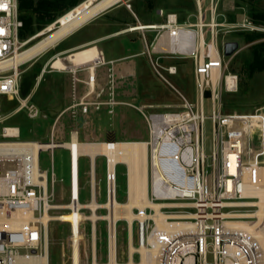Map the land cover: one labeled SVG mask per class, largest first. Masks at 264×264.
I'll use <instances>...</instances> for the list:
<instances>
[{
	"label": "built area",
	"instance_id": "obj_1",
	"mask_svg": "<svg viewBox=\"0 0 264 264\" xmlns=\"http://www.w3.org/2000/svg\"><path fill=\"white\" fill-rule=\"evenodd\" d=\"M220 1L210 0L205 8L204 0H193L195 22L190 21L195 13L185 14L183 19L177 10L160 8L162 22L131 28L154 31L150 44L153 50L165 42L160 53L192 58L198 95L191 101L174 88L181 101L173 109L161 112L139 109L149 131L146 141L149 197L166 205L161 210L168 214L166 221L170 223L161 228L156 220H135L139 245H146L151 257L156 252L154 264H264L260 241V236H264V217L259 221L253 215L259 209L256 202L264 196V104L253 113L224 111V93L238 90L239 76L229 68L230 60H225L224 41L223 50L219 48L221 34L264 32V24L248 16L238 22L217 21ZM22 27L19 0H0V264H49V224L44 217L60 209L54 208L53 202L57 182L53 150L62 147L57 144L48 148L43 141L21 140L18 126L2 125L10 116L4 113L3 98L18 100L13 113L26 109L29 118L40 114L35 104H28L31 95L21 96V68L37 56L13 63L15 56L35 38L22 39ZM151 62L168 83L162 71L177 73L175 65H163L160 57ZM205 99L212 103L210 115L205 113ZM89 106L90 103H83L82 111L87 113ZM207 118L212 123L211 154L206 153L204 146ZM56 139L53 125L47 142H61ZM43 151L51 152L50 172L41 168ZM71 157L70 154V201L79 204L80 160L74 168ZM106 170L107 198L111 195L116 198V169ZM95 177L92 167V199L97 194ZM191 208L195 211L191 212ZM68 210L74 212V208ZM239 220H245L246 225L232 224ZM127 229L133 235L134 223L130 230L128 222ZM73 236L72 231V264Z\"/></svg>",
	"mask_w": 264,
	"mask_h": 264
},
{
	"label": "rangeland",
	"instance_id": "obj_2",
	"mask_svg": "<svg viewBox=\"0 0 264 264\" xmlns=\"http://www.w3.org/2000/svg\"><path fill=\"white\" fill-rule=\"evenodd\" d=\"M85 1V0H84ZM126 1V0H125ZM166 5L165 11L170 9L177 10L182 18H185V14L195 13L190 17V21H197L196 10L193 0H163ZM210 0H204V7L207 8ZM83 2V1H82ZM172 5V7H171ZM256 12L264 13V0H221L218 8L217 21H231L238 22L244 17L248 16L252 18V14ZM209 19V13H207V20ZM49 24L42 31L38 32L32 43L41 38L42 32H49L55 25H59L57 22ZM254 21V20H253ZM260 23V21H254ZM264 24V23H261ZM259 24V25H261ZM261 34V37L256 41H248L245 34ZM263 34V35H262ZM23 39V38H22ZM264 39L263 31H249V32H232L226 35L219 36V48L223 50V41H238L239 52L232 58L225 56V60L229 61V68L236 72L239 76L238 90L234 92L224 93L225 108L224 111L232 112L237 111L239 113H253L255 108L264 104V70L256 71L252 77H249L247 71H245L246 63L252 57V46L256 42H261ZM51 53L45 55L40 62L31 60L25 64L22 69L21 81L24 85H30L29 94L31 98L28 100V104H35L40 109L38 117L29 118L26 115V109L17 113H13L14 109L18 106V100L7 101L3 98V110L5 114H10L9 118L5 120L2 125H15L20 129L21 140H38L47 142L51 139L52 125L61 109V101H58V89L61 85L62 76L58 72H48L44 75V79L37 84L38 76L44 66V62L50 56ZM145 58V57H144ZM187 63L180 65V72L177 75L166 74L167 79L171 84L182 94H184L189 100L195 101L198 97L196 92V85L193 71V60H187ZM158 82L157 88L161 90L167 100L178 102V97L175 90L164 80L155 79ZM161 82V83H160ZM22 97H25L21 93ZM205 113L211 114L212 103L209 99L204 100ZM131 116L130 129L140 131L146 136V123L143 121L141 113L134 109H129ZM13 113V114H12ZM93 114L91 117H86L89 123H86L85 133L90 134L92 130L91 121H94L95 133H100L99 126L105 123H110L113 119H109L106 115ZM62 123L65 124L66 130L65 139H69V129L73 127L75 123V117H69L68 115L61 118L57 128V139L61 141V129ZM258 133V132H257ZM0 139H2L0 137ZM79 139L82 141L93 142L99 141L93 138L84 140L83 132L79 134ZM204 146L207 154H211L212 151V123L211 119L207 118L204 123ZM106 157L100 156L96 160V179L95 186L97 190L96 197L97 202L104 204L108 201L106 195L107 187V170H106ZM40 165L43 170L51 171V152L43 151L40 157ZM53 165L57 176V182L55 186L54 204L59 205L62 203H68L70 201V149L68 147L55 148L53 150ZM89 157L87 155L80 156V172H81V193L80 202L88 203L92 201L91 196V180L89 175ZM126 164L120 162L117 166V194L116 198L119 202H126L129 197L128 191V174ZM194 212V209H189ZM136 212H138L136 210ZM149 212V211H147ZM80 213L89 216L87 220L81 221L79 224L80 235V251L81 260L80 264H93V261L99 264H107L110 261V236H111V222L109 218H106L110 214V209L107 207L99 208L97 210V219L91 217L92 211L88 208L80 210ZM51 216L55 219L49 223V264H72V222L71 220L57 219L60 216L71 215L68 209H54L51 211ZM108 214V215H107ZM102 217V218H101ZM94 222V223H93ZM138 222H134V234L132 235L133 244L138 247L140 238L138 231L136 230ZM74 226V223H73ZM128 220L120 217L115 225L116 235V260L119 264H126L129 261V242L130 235L128 233ZM95 245V246H94ZM211 259V257H209ZM95 259V260H94ZM142 260V254L135 252L134 261L140 262Z\"/></svg>",
	"mask_w": 264,
	"mask_h": 264
},
{
	"label": "crops",
	"instance_id": "obj_3",
	"mask_svg": "<svg viewBox=\"0 0 264 264\" xmlns=\"http://www.w3.org/2000/svg\"><path fill=\"white\" fill-rule=\"evenodd\" d=\"M123 2L101 12L34 58L40 62L45 55L51 53L43 63L36 85L48 72H58L62 76L57 98L62 104L53 123L55 134L64 116L75 117V123L69 129V139H65L67 129H64L65 124L62 123L61 142H70L74 138L80 142H87L79 139L81 131L84 140L90 138L99 140L93 142L147 141L148 126L139 109L144 108L146 112H161L173 109V106L181 101L167 100L161 90H158V82L155 79L164 78L157 73L151 60L160 57L163 65L177 67L176 74L162 71L167 79L166 74H179V66L193 59L160 53L161 48L165 47V42L153 50L150 44L155 37L154 31L131 29L139 24L162 22L163 17L159 15L158 10L165 9L167 3L163 0ZM172 10L174 9H170ZM169 83L171 84L170 81ZM171 87L175 88L173 85ZM83 103H90L87 113L82 111ZM97 104L99 108L96 107ZM129 109H134L143 116L147 126L146 136L140 131L130 129L132 120ZM94 113L107 115L110 120L113 119L110 123L99 126L98 135L95 133L94 121H91L93 125L90 134L85 133L86 123H89L86 117H91ZM100 156L105 155H97L93 161L88 156L89 175L93 167L96 176V160Z\"/></svg>",
	"mask_w": 264,
	"mask_h": 264
},
{
	"label": "bare ground",
	"instance_id": "obj_4",
	"mask_svg": "<svg viewBox=\"0 0 264 264\" xmlns=\"http://www.w3.org/2000/svg\"><path fill=\"white\" fill-rule=\"evenodd\" d=\"M123 1L125 0H85L81 2L59 18L57 21L59 25H55L47 33L42 32L40 34L41 38L32 45H29L23 52L18 53L13 59V63L18 64L19 62L32 59L42 52L47 51L48 48L52 47L67 35L92 20L102 11H105ZM10 131L16 130L10 129ZM57 144H60V147H68L70 149L74 168L77 167L80 156L82 155L90 156L92 161L97 155H105L107 157V168H109L111 172L116 168L119 162L126 164L128 169L129 197L126 202H119L117 198H114L113 195H111L110 199L104 204L97 202L93 198L92 201L88 203H82L79 200V204H76V202L73 203L69 201L68 203H62L54 207L61 209L74 208L73 214L57 218L60 220H71L74 223V264H79V224L81 221L90 218L89 216L81 214L79 209L89 208L92 211L91 217L93 219L100 217L97 213L99 208L107 207L110 209V214H107L108 216L106 217L109 218L111 222L110 261L107 264H119L116 260L117 251L115 235V225L118 218H126L129 222L130 230L133 229V221L135 220H140V222H145L147 219L156 220L158 226L161 228L170 225V223L166 221L168 214L161 210V208L166 205L152 201L149 197L148 148L146 141L80 142L74 138L70 142H54V144L46 142L45 146L51 148L58 146ZM112 185L113 184L111 183V186ZM261 197V201L256 202L259 209L253 213L254 216L259 217V221L264 217L263 194ZM146 209H152V212H146ZM136 210L138 212H136ZM53 219L55 218H52L50 214H47L44 217V222L48 225ZM246 223L245 220H239L232 224L246 225ZM174 225L178 226L179 224L175 223ZM260 241L264 247L263 235L260 236ZM135 252L142 254V260L140 262L134 261ZM155 253L156 252L153 251V257L149 256L148 248L144 244L136 247L132 241V233H130L129 261L126 264H154ZM43 261L47 263L46 258H44ZM93 264L99 263L93 261Z\"/></svg>",
	"mask_w": 264,
	"mask_h": 264
},
{
	"label": "trees",
	"instance_id": "obj_5",
	"mask_svg": "<svg viewBox=\"0 0 264 264\" xmlns=\"http://www.w3.org/2000/svg\"><path fill=\"white\" fill-rule=\"evenodd\" d=\"M82 1L84 0H19V14L23 21L20 37L26 39L37 34ZM252 18L254 21L264 23L263 12L253 13ZM245 36L252 42L258 40L261 34L247 33ZM251 53L252 57L245 67L249 77L256 71L264 70V40L254 43ZM29 89L30 85L21 84V93L25 96L29 94Z\"/></svg>",
	"mask_w": 264,
	"mask_h": 264
},
{
	"label": "water",
	"instance_id": "obj_6",
	"mask_svg": "<svg viewBox=\"0 0 264 264\" xmlns=\"http://www.w3.org/2000/svg\"><path fill=\"white\" fill-rule=\"evenodd\" d=\"M238 49H239V42L238 41H227L224 44L225 56H228V57L232 56Z\"/></svg>",
	"mask_w": 264,
	"mask_h": 264
}]
</instances>
